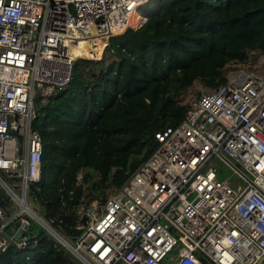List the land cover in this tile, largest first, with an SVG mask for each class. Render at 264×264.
Segmentation results:
<instances>
[{
	"label": "built area",
	"instance_id": "2783aa9c",
	"mask_svg": "<svg viewBox=\"0 0 264 264\" xmlns=\"http://www.w3.org/2000/svg\"><path fill=\"white\" fill-rule=\"evenodd\" d=\"M145 1L0 0V251L25 247L36 222L79 264H264V69H234L185 103L120 186L77 205L72 237L27 202L41 155L35 99L65 86L75 60L99 59ZM80 42L99 55L73 57ZM212 159L241 185L218 179Z\"/></svg>",
	"mask_w": 264,
	"mask_h": 264
},
{
	"label": "trees",
	"instance_id": "16d2710c",
	"mask_svg": "<svg viewBox=\"0 0 264 264\" xmlns=\"http://www.w3.org/2000/svg\"><path fill=\"white\" fill-rule=\"evenodd\" d=\"M137 13L140 21L110 37L99 59L75 60L65 86L37 103L40 166L27 198L66 237L78 232L83 196L120 186L157 146L154 133L180 120L182 90L194 80L224 83L226 63L264 53V0H146ZM0 207L10 212L1 192ZM26 234L22 249L0 251V264H79L38 224Z\"/></svg>",
	"mask_w": 264,
	"mask_h": 264
},
{
	"label": "rangeland",
	"instance_id": "374dc122",
	"mask_svg": "<svg viewBox=\"0 0 264 264\" xmlns=\"http://www.w3.org/2000/svg\"><path fill=\"white\" fill-rule=\"evenodd\" d=\"M138 7H136L134 12L132 13L127 26H129V27L134 26L135 24H137L140 21V17L137 13ZM99 50H100V47L97 44L92 49L90 48L89 44H86V47L84 49H82L79 52V54H77V57H79V56H81V57H97L99 55ZM82 53H86V55L82 56ZM105 54H106L105 55V61L107 62V61L111 60L112 57L110 56V54L108 52L107 53L105 52ZM263 57H264V53H260L258 51H249L247 53V58L244 62L226 63L222 68V72L224 73V75L228 76L231 72L234 71V69L246 68V69H249L251 71H254L256 74H262L263 69H264V60H261V59ZM207 89H209V87H206V86L202 85L199 81L194 80L190 86H188L187 88H185L184 90L181 91V94L179 95V98H180L179 103L185 104L192 97H194L196 94H198L199 92H201L203 90H207ZM42 101H43L42 97L37 98V99H35V104L36 105H37V103L40 104V103H42ZM211 165L216 170V174H217L218 179H223V178L227 177L228 183L232 188H237V186L241 185V181L234 174H232L228 168H226L224 165H222L219 161L212 159ZM81 174H82V171H78L77 179H80ZM108 191L109 190H105L103 192V195H101V197L98 195L95 198H92L89 200H88V196L86 194L85 196H83L82 201H84V203L85 202L88 203V202L92 201V202H95L96 203L95 206H97L100 204L99 202L102 201V198L108 193ZM28 199L29 198H27L28 204L30 206H32L33 210L37 214H39V212L36 210L33 202L30 199L29 200ZM33 223H36V222H33ZM10 228H11V226H10ZM64 256H65L66 260L72 259V257L70 256L69 253H67Z\"/></svg>",
	"mask_w": 264,
	"mask_h": 264
},
{
	"label": "bare ground",
	"instance_id": "6f19581e",
	"mask_svg": "<svg viewBox=\"0 0 264 264\" xmlns=\"http://www.w3.org/2000/svg\"><path fill=\"white\" fill-rule=\"evenodd\" d=\"M98 45V44H97ZM96 46V45H95ZM94 46V47H95ZM99 46V45H98ZM86 47V44L85 43H82V42H80L79 44H78V46L77 47H72L71 49H70V52H71V54L73 55V57H77V54H79V52L82 50V49H84ZM100 47V46H99ZM83 55H86V53H82V56Z\"/></svg>",
	"mask_w": 264,
	"mask_h": 264
},
{
	"label": "water",
	"instance_id": "95a60500",
	"mask_svg": "<svg viewBox=\"0 0 264 264\" xmlns=\"http://www.w3.org/2000/svg\"><path fill=\"white\" fill-rule=\"evenodd\" d=\"M86 222V217H85V215H82L81 217H80V223L81 224H84ZM20 231L18 230V231H16L15 232V236H20Z\"/></svg>",
	"mask_w": 264,
	"mask_h": 264
}]
</instances>
